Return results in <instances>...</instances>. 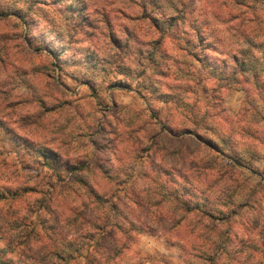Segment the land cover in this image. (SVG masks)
Returning a JSON list of instances; mask_svg holds the SVG:
<instances>
[{
  "label": "rangeland",
  "instance_id": "1",
  "mask_svg": "<svg viewBox=\"0 0 264 264\" xmlns=\"http://www.w3.org/2000/svg\"><path fill=\"white\" fill-rule=\"evenodd\" d=\"M168 2L94 0L93 8L85 0L81 23L89 31L72 42L85 44L82 63L61 62L26 37L21 47L17 29L29 27L24 3L0 7V264H264V88L253 75V103L248 78L222 71L243 73L256 63L248 53L264 42L243 29L252 18L241 19L240 10L255 12L264 0H189L190 12H199L190 27L201 54L190 39L176 46L166 35L186 17H169L161 28L157 13ZM42 6L54 7L47 0ZM233 29L250 48L226 56ZM109 45L131 46L139 57L150 46L153 75L136 77L134 88L136 69L122 64L117 74L126 78L103 88L102 107L121 113V127L115 116L109 120L107 163H96L99 149L91 139L80 142L77 120L93 101L100 104L99 85L85 74L104 70ZM193 67L209 77L199 96ZM69 160L76 163H62Z\"/></svg>",
  "mask_w": 264,
  "mask_h": 264
},
{
  "label": "clouds",
  "instance_id": "2",
  "mask_svg": "<svg viewBox=\"0 0 264 264\" xmlns=\"http://www.w3.org/2000/svg\"><path fill=\"white\" fill-rule=\"evenodd\" d=\"M24 3V14L26 19L29 22V27L27 30L23 26L19 27L17 31L21 33L20 44L21 47H25L24 39L27 38V42L34 47H40L46 49L47 52H50L52 56L57 57L61 62L65 60L83 62L86 55L85 44L81 43L73 47V40L78 39L84 41L85 37L83 33L88 32L89 29L87 25L81 23L82 15L81 9L79 6L83 5L85 0H47L50 5L54 7L43 8L44 0H22ZM249 3L252 0H248ZM13 0H0V7L8 4L11 5ZM88 3L91 7H97L94 3V0H88ZM189 0H169L165 4L164 10L161 13H157L160 16V26L162 29H167L169 24V17L177 16L178 14L182 17H186L183 23H180L173 27L171 31H167L166 35L171 38V43L176 46H183L186 39H190L192 42V51L195 54L202 53V46L196 43V34L193 30V27L190 25L199 23V12L191 13L190 9L187 7ZM205 7L200 5V8ZM244 15L241 16V19H244V16L252 18V22L249 24L245 21L243 29L247 31V34L251 37L252 40L259 42H264V5H262L255 12H245V10H240ZM88 13H84L87 15ZM96 22H101L97 18ZM102 23V22H101ZM225 28L228 27L227 24L224 25ZM186 30V31H185ZM232 40L224 48V55L231 56L232 53L240 54V50L249 49L250 43H246L245 39L240 35V31L233 29L232 30ZM147 39V37H145ZM87 46L91 47L94 45V41L88 40ZM107 43V42H106ZM137 47H140L139 42H137ZM144 56L139 57L136 55L135 50L129 46L124 51H119L115 48H112L110 45L108 49L103 52V57L105 59L101 60V66L104 69L100 71L99 69L89 70V73L85 74V78L95 81L100 88V95L98 99L100 104H95L93 101L94 107L91 111L86 112L84 119L77 120V123L80 125L78 131L84 133V137L81 138L80 142L85 146L88 145V140L91 139L93 143L97 145L98 151L95 152V161L96 163H107L105 157L109 155L107 151L108 138L113 135L114 129L110 125L109 120L115 116L113 123L117 128L121 127V113L119 111L108 109L106 110L102 105L107 101V96L103 91V88L112 80L124 79L126 77L119 76L117 74L118 66L122 64H130L133 68L136 69L134 73H130L133 76V87L135 88L136 84L139 83L136 77H141L142 80L146 82L147 77L153 75L152 72H148L147 69L149 65L147 64V57L152 53V49L148 45L143 46ZM66 49L62 55H58V50ZM248 55L252 56L256 61L252 65L249 71L243 73L235 69V66H231L227 69H222L224 74L232 76L233 73L240 77V80L243 81L245 77L248 78L249 83L244 85V87L250 89L249 100L253 103L259 102V97L256 95V86L253 82V75H255L256 82H258L262 88H264V47L257 50L256 48H251ZM187 59V57H185ZM51 59V57H49ZM212 57H209L211 60ZM216 63H219L217 61ZM231 64V61H229ZM144 67L145 74L141 76L140 68ZM194 75L192 76L191 83L193 85V90L197 96L200 94V89L209 81L207 72L203 69L197 67L192 68ZM199 81V83H197ZM224 84L228 86V82L224 81ZM261 96H264V91L260 93ZM207 103L209 106L213 104L212 93L209 91L207 96ZM209 113L219 112V108L209 107ZM202 112H198L197 116H202ZM225 118H228L230 113H223ZM205 125L209 121H203ZM67 166L76 163L74 160H69L62 162ZM126 162L121 160L120 165H124ZM231 235V233H229ZM219 239H223L221 236ZM219 240H217V243ZM220 255H223V249L220 252ZM244 258L241 257V260Z\"/></svg>",
  "mask_w": 264,
  "mask_h": 264
},
{
  "label": "trees",
  "instance_id": "3",
  "mask_svg": "<svg viewBox=\"0 0 264 264\" xmlns=\"http://www.w3.org/2000/svg\"><path fill=\"white\" fill-rule=\"evenodd\" d=\"M93 192H95V191H93ZM205 215L208 216V217H212L213 216L209 211H207L205 213ZM100 228H102V227H100ZM54 256H56L62 262H65L68 259L67 258V256H68V253L67 252L56 251V252H54ZM1 264H17V263L14 262V261H12V260H10V259H4V260H1ZM41 264H49V263H45L44 262V263H41ZM52 264H56V263H52Z\"/></svg>",
  "mask_w": 264,
  "mask_h": 264
}]
</instances>
